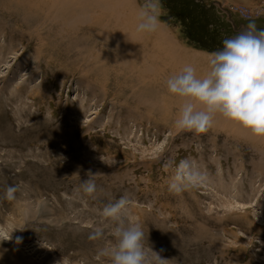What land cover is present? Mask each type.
Here are the masks:
<instances>
[{
	"label": "rangeland",
	"instance_id": "1",
	"mask_svg": "<svg viewBox=\"0 0 264 264\" xmlns=\"http://www.w3.org/2000/svg\"><path fill=\"white\" fill-rule=\"evenodd\" d=\"M157 11L162 32L205 58L206 71L223 39L250 20L264 28V0H158ZM11 24L0 14V196L9 184L20 191L0 198V250L21 264H110L97 251L115 243L116 225L100 211L127 195L145 248L165 264H264V136L240 135L223 117L205 133L181 131L183 98L161 91L167 100L148 97V111L126 103L114 86H97L93 60L63 68L37 59ZM185 159L206 180L174 194L169 179ZM88 176L96 192L74 193ZM97 227L102 238L89 240Z\"/></svg>",
	"mask_w": 264,
	"mask_h": 264
},
{
	"label": "bare ground",
	"instance_id": "2",
	"mask_svg": "<svg viewBox=\"0 0 264 264\" xmlns=\"http://www.w3.org/2000/svg\"><path fill=\"white\" fill-rule=\"evenodd\" d=\"M4 1L6 9L0 14L17 25V34L11 35L27 43L25 48L31 47L35 58L45 56L47 62L61 63L63 68L93 60L91 72L95 71L98 87L109 91L112 85L118 99L146 111L148 97L167 100L169 92L161 91H168L167 79L184 66L195 67L197 76L207 72L205 58L183 51L160 27L154 33L138 32L140 9L131 0ZM178 98L174 95L172 100ZM240 132L254 137L247 129ZM12 252L11 256L0 250V264H21Z\"/></svg>",
	"mask_w": 264,
	"mask_h": 264
},
{
	"label": "clouds",
	"instance_id": "3",
	"mask_svg": "<svg viewBox=\"0 0 264 264\" xmlns=\"http://www.w3.org/2000/svg\"><path fill=\"white\" fill-rule=\"evenodd\" d=\"M157 9L158 0H147L142 6L138 32L154 33L159 29ZM207 62L209 70L203 76H197L195 67L189 64L167 79L168 92L183 98L175 126L181 131L201 134L212 127L219 115L256 136H264V28H258L255 20H250L235 36L223 39L222 47L211 51ZM205 180L195 161L181 160L169 179L168 190L180 194ZM96 190L93 177L88 176L73 192L92 196ZM19 191V184H9L0 198L13 201ZM128 205L129 197L125 195L100 211L104 219L115 222L112 231L115 243L99 249L97 259L107 258L110 264H165L168 259L153 250L154 254H150L145 248L142 226L128 215ZM102 236L103 229L97 227L88 238L95 241ZM21 240L16 237L17 244Z\"/></svg>",
	"mask_w": 264,
	"mask_h": 264
},
{
	"label": "built area",
	"instance_id": "4",
	"mask_svg": "<svg viewBox=\"0 0 264 264\" xmlns=\"http://www.w3.org/2000/svg\"><path fill=\"white\" fill-rule=\"evenodd\" d=\"M218 5V4H217ZM220 7V10L223 12H227L228 15L233 16L234 15V7L231 6L232 9L228 8L227 6L218 5ZM242 14H244L245 17H251L252 14H249L246 12V9L241 10ZM261 15V14H258Z\"/></svg>",
	"mask_w": 264,
	"mask_h": 264
},
{
	"label": "water",
	"instance_id": "5",
	"mask_svg": "<svg viewBox=\"0 0 264 264\" xmlns=\"http://www.w3.org/2000/svg\"><path fill=\"white\" fill-rule=\"evenodd\" d=\"M228 17H229V18H231V16H230V15H228Z\"/></svg>",
	"mask_w": 264,
	"mask_h": 264
},
{
	"label": "crops",
	"instance_id": "6",
	"mask_svg": "<svg viewBox=\"0 0 264 264\" xmlns=\"http://www.w3.org/2000/svg\"><path fill=\"white\" fill-rule=\"evenodd\" d=\"M255 1V0H254ZM218 4V3H217ZM218 5H220V4H218Z\"/></svg>",
	"mask_w": 264,
	"mask_h": 264
}]
</instances>
